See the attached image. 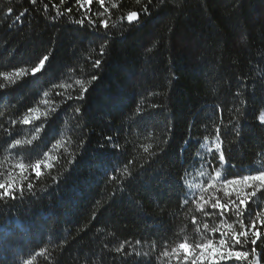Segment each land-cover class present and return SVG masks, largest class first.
Wrapping results in <instances>:
<instances>
[{
    "label": "trees",
    "instance_id": "16d2710c",
    "mask_svg": "<svg viewBox=\"0 0 264 264\" xmlns=\"http://www.w3.org/2000/svg\"><path fill=\"white\" fill-rule=\"evenodd\" d=\"M105 7L0 0V73L29 74L16 83L0 76V182L26 189L29 175L33 185L16 200L0 198V264H191L199 250L190 248L185 261L181 243L212 239L220 247L212 227L239 230L234 212L197 211L200 197L236 200V192L224 195V180L264 170V0H105ZM130 11L140 12L139 24L123 19ZM100 19L109 29L89 26ZM49 52L50 71L33 82L31 68ZM82 88L83 100L68 99ZM29 108L56 112L21 124ZM217 129L226 166L208 152ZM33 136V145L8 147ZM37 160L39 180L31 173ZM218 170L223 178L213 179ZM249 204L253 218L264 216L258 196ZM232 250L249 257L219 264H264V237Z\"/></svg>",
    "mask_w": 264,
    "mask_h": 264
},
{
    "label": "snow or ice",
    "instance_id": "6c2138e0",
    "mask_svg": "<svg viewBox=\"0 0 264 264\" xmlns=\"http://www.w3.org/2000/svg\"><path fill=\"white\" fill-rule=\"evenodd\" d=\"M66 0H60L61 4H64ZM152 0H148V3L150 4ZM32 3L35 4L36 0H32ZM93 3V0H76V4L79 5L81 8L84 7L85 4L91 5ZM98 3L101 7L104 8V13H107L109 9L105 7V0H98ZM137 3H139V0H137ZM47 7V5H45ZM112 8H117V4H112ZM70 11V9H69ZM143 12H147V8L141 9ZM13 12L12 8L8 9V15H11ZM104 13H101L102 16ZM59 15V13H58ZM24 16V12H21L16 19L20 20ZM55 19V17H53ZM123 19H126L129 26H133L136 24H139L140 21V12L137 11H130L127 13L126 17H123ZM75 23L83 25L85 23L84 19L75 21ZM89 26L93 30H98L100 27L104 28L105 30L109 29L108 21L105 19H100L99 23L97 24L95 21L88 20ZM107 35V32L105 33ZM107 47V41L105 44L101 45L100 47V54L103 56L105 54ZM52 53L49 52L47 55H43L42 58L39 59V62L36 63L34 67L31 68V78L33 82H36V78L39 75H45L50 71V61H51ZM102 63L101 59H96L92 63L93 68H99ZM28 72L25 69H17L14 73H0V76H3L5 79L11 80V78L14 76L16 79L11 81L12 83H16L21 81L22 79L28 77ZM97 79L96 76L91 77V81H95ZM91 81L89 83H91ZM77 84H81L82 81L77 80ZM4 85L0 84V88H3ZM56 85H53V88H55ZM63 87V85H61ZM87 91V88H82L80 91V95L77 97H71L69 96L68 99H75L77 101L83 100L85 96V92ZM45 96L48 95V92L44 93ZM41 103H47V101H42ZM37 109L35 108H29L27 114L24 115L23 119L20 121L21 124L29 125L33 121H39L41 119V116L44 118L49 117L51 114L56 112V108H52L47 112H44L41 114V116L33 115ZM76 113L81 112V108L77 107L75 109ZM260 122L264 123V117L260 118ZM13 124L16 123V121L12 122ZM36 133L41 132V128L35 129ZM217 132V141L214 142V147L208 149L209 154L216 160L217 163H219L222 166H226L228 164V158L225 155V149L223 146V142L220 140L221 132L219 129L216 130ZM239 135V133H237ZM109 141L112 140V137H107ZM38 142V137L33 136L30 140H15L12 144L8 145L9 148H17L18 146L23 145H33V142ZM6 142V141H5ZM187 144L188 142L185 141ZM115 148H119V145H114ZM148 149L145 148V151ZM45 156H48V153H44ZM32 157V150H26L25 152V159H31ZM74 161H70L72 163ZM46 168H51L52 165L45 163L43 165ZM17 167L21 169L22 171L25 169V165L23 163L18 164ZM31 173H34L35 178L37 180L40 179L42 176L41 171V162L37 160L36 164L32 166ZM216 178H223V173L221 171H216L215 177ZM31 177L29 175L24 176V181H29L27 183V188L25 189L23 185H20L19 188L14 183H3L0 182V198L3 199H9V200H16L18 197L16 195L17 191L20 192V196L23 197V195L27 193H31L33 190V185L30 182ZM225 185H236L238 183H242L243 188L236 191V200H232L229 198L225 202H221V198L215 197L212 200H204L203 196L200 197V200L202 201V205L198 206L197 211L203 212L204 215H210V216H218L220 212L228 213L229 211L234 212L236 221L235 223L238 225L239 230L237 228L233 227V224H226V221H222V224H226L227 229H230L231 231H225L221 232L220 228L212 227L211 231L214 234H219L221 239L219 241L220 247H216L213 243L212 239H208L207 243H197L194 247L189 245L188 243H181L179 245V248L183 250L184 253V259L185 261L189 260V250L191 248L192 253L195 255L196 250H199L198 255H195V258L191 260V264H197V260L199 261H205V260H211L214 262V264H219V261H228L231 260L233 257L236 260H247L249 257L248 251H233V248H240L243 247L245 244L250 243L251 245L255 246L257 245L258 240H260L262 237H264V232L260 231V225L257 224V219L261 221L262 224H264V216H260L257 214L255 218L252 217V213L250 210V204L249 202L257 196V193H261L264 195V170H257L255 175H246L242 178V181L238 180H224ZM210 188H211V182H210ZM224 195L226 197H230V193L227 190V187H225ZM188 200L185 199L183 201V204H187ZM210 204L211 209L216 210L213 213H209L205 209ZM231 205V207H230ZM245 213H247V217L250 218V223H245ZM193 223H198L195 219L193 220ZM203 227L207 230L209 228L208 224H204ZM231 243H228V242ZM139 243V241H137ZM228 243V247L225 248V244ZM124 245L122 244L120 247L115 248L114 250L116 252H121ZM223 249V250H221ZM175 251V249H173ZM256 248H252V254L255 255ZM139 255V253H136ZM167 255V253H165Z\"/></svg>",
    "mask_w": 264,
    "mask_h": 264
},
{
    "label": "rangeland",
    "instance_id": "374dc122",
    "mask_svg": "<svg viewBox=\"0 0 264 264\" xmlns=\"http://www.w3.org/2000/svg\"><path fill=\"white\" fill-rule=\"evenodd\" d=\"M261 117H264V111L261 112V114H260V116H259V119H260ZM238 181H242V180H238ZM215 184H216V183H213V182H212L211 187L214 186ZM225 187H227L228 192H232V191H233V192H236L237 190L242 189V188H243V185H242V183H238V184H236V185H227V186H226L225 184H222V185L220 186V188L223 189L224 191H225ZM208 188H210V184L207 185L205 189H208ZM257 196H258L259 200L264 204V195H262L261 193L258 192V193H257Z\"/></svg>",
    "mask_w": 264,
    "mask_h": 264
}]
</instances>
